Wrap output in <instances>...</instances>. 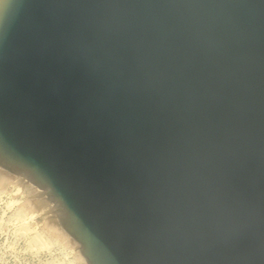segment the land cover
<instances>
[{"label": "water", "instance_id": "1", "mask_svg": "<svg viewBox=\"0 0 264 264\" xmlns=\"http://www.w3.org/2000/svg\"><path fill=\"white\" fill-rule=\"evenodd\" d=\"M0 167L87 264H264V0H0Z\"/></svg>", "mask_w": 264, "mask_h": 264}, {"label": "rangeland", "instance_id": "2", "mask_svg": "<svg viewBox=\"0 0 264 264\" xmlns=\"http://www.w3.org/2000/svg\"><path fill=\"white\" fill-rule=\"evenodd\" d=\"M0 175V264H87L78 243L58 223L56 208L36 204L41 189L1 167ZM20 210L24 215L16 218ZM36 234L49 245L32 247L30 237Z\"/></svg>", "mask_w": 264, "mask_h": 264}, {"label": "bare ground", "instance_id": "3", "mask_svg": "<svg viewBox=\"0 0 264 264\" xmlns=\"http://www.w3.org/2000/svg\"><path fill=\"white\" fill-rule=\"evenodd\" d=\"M0 180L1 181L4 180V178H3L2 175H0ZM33 186H35V185H33ZM33 188H36L37 189L36 186L33 187ZM38 190L39 189H37L36 204L39 205V206L45 207V208H48V207L50 208L51 206H54V204L50 201L48 195L43 190H40V191H38ZM51 209H52V207H51ZM23 215H24V211L23 210H20V211H18L15 214V217L16 218H20ZM30 245L32 247L40 248V247H44V246L49 245V241H48V239L44 238L41 234H36V235H33L32 237H30Z\"/></svg>", "mask_w": 264, "mask_h": 264}]
</instances>
